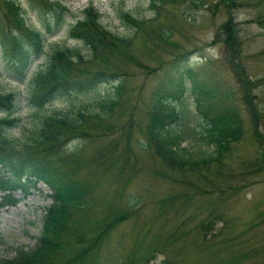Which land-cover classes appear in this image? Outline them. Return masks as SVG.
Listing matches in <instances>:
<instances>
[{"label":"rangeland","instance_id":"1","mask_svg":"<svg viewBox=\"0 0 264 264\" xmlns=\"http://www.w3.org/2000/svg\"><path fill=\"white\" fill-rule=\"evenodd\" d=\"M16 1L32 29L41 28L45 2H56L67 9L65 26L44 42L41 56L32 57L29 75L46 67L56 46L67 45L90 55L82 42L67 39L69 29L84 18L88 7L100 13L103 27L121 37L135 32L122 18L124 13L144 20L127 48L128 54L104 55L99 63L126 78L121 118L108 125L92 124L94 136L86 144L79 139L69 142L81 150V176L89 178L93 173L91 199L97 217L107 222L109 215L134 212L100 244L95 261L126 264L131 257L155 255L151 264H264V171L252 166L258 149H264V0H234L232 5L223 0H166L158 11L151 8L149 0ZM5 4L6 0H0V17ZM183 53L189 54L175 61ZM182 67L192 69L197 83L205 89L216 88L218 97L227 94L225 100L238 108L244 120L245 134L239 144L233 145L230 161L213 168L207 178L189 171V167L168 170L152 150L137 147L144 137L152 91L166 78L178 81L180 76L185 77V71L177 72ZM0 69V94L21 92V111L15 114L21 122L9 133L18 140L29 134L45 112H91L100 97L112 93L107 84L75 90L40 110L29 102L27 84L18 79L19 71L3 55ZM192 102L187 96L175 105L190 114L194 111ZM132 116V130L109 128L126 125ZM5 117L9 116L0 114V118ZM196 125L191 123L192 127ZM116 131L123 135L111 134ZM255 135L262 140L257 142ZM186 140L183 147H189L194 159L201 160L209 150L198 138ZM100 151L103 155L99 153L94 163ZM247 161L241 174L239 170ZM202 168L197 166V170ZM0 169V176L7 175ZM51 194L46 185L32 184L26 192L15 194L16 203L4 202L8 204L0 208V258L11 259L18 250L37 246L46 210L53 203ZM129 196L130 200H140L139 205L126 207L134 202L127 201ZM72 257L69 254L65 262L71 264Z\"/></svg>","mask_w":264,"mask_h":264},{"label":"trees","instance_id":"2","mask_svg":"<svg viewBox=\"0 0 264 264\" xmlns=\"http://www.w3.org/2000/svg\"><path fill=\"white\" fill-rule=\"evenodd\" d=\"M149 1L151 8L158 11L160 4L166 0ZM223 1L232 5L234 0ZM44 4L40 17L41 28L38 29L27 25L24 10L15 0H6L5 11L0 17L1 54L19 71L18 79L21 82H26L31 58L40 56L44 52V42L65 25L67 9L56 2ZM83 14L84 18L71 27L68 38L82 42L90 55H84L81 49L70 48L65 42V46H56L46 67L27 81L29 101L35 108L42 110L75 90L85 91L107 84L111 85L112 93L100 97L91 112L86 113L83 109L76 112H45L28 130L29 134L25 133L24 139L20 140L9 135L21 122L20 117H11L21 111L20 94H0V114L9 116L0 118V168L7 172V175L0 176V190L8 194L4 199L15 201V192L26 191L30 185L40 182L53 192V204L46 212L36 248L20 249L14 258H0V264H68L64 258L69 254L73 255L71 264H98L94 254L100 244L116 225L128 221L134 214L133 211H127L121 212L120 216L109 215L107 222L97 217L99 215L94 213L95 203L91 199L95 188L93 173L89 178L81 176L82 166L78 163L81 150L73 148L69 142L79 139L86 144L89 137L94 136L92 124L108 125L114 119L121 118L126 78L99 63L104 55L128 54L127 48L144 20L124 13L122 18L135 32L129 37H121L102 26L101 15L94 7L86 8ZM11 24L13 27L8 28ZM188 54L179 55L175 61H180ZM184 68L177 70L178 74L186 72L185 77L180 76L179 83L169 77L152 91L144 137L137 142V147L144 151L152 150L168 170L181 171L189 167V171L207 178L213 168H221L225 161H230L228 154L245 134L244 120L238 108L225 100V97L229 98L227 94L218 97L214 93L216 88L205 89L197 83L194 71ZM187 96L193 99L194 111L190 114L178 110L175 105V102L183 103ZM133 119L132 116L126 125H110L109 128L124 130L128 127L132 130ZM193 122L197 123L196 127L191 126ZM197 128H201V131H197ZM111 134L119 135L122 132ZM187 137L198 138L209 148L201 160L193 158L195 155L189 147H183ZM253 139L259 142L262 137L255 135ZM99 153L103 155L102 151L98 152L94 163ZM247 164L248 161L239 170L241 174H244ZM197 166H202V170H197ZM252 166L260 167L258 172L264 171L261 169L264 167V149H258ZM139 203L140 200H136L126 207L134 208ZM3 205L0 202V207ZM154 259L155 255L141 259L131 257L126 264H151Z\"/></svg>","mask_w":264,"mask_h":264}]
</instances>
